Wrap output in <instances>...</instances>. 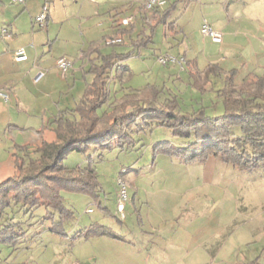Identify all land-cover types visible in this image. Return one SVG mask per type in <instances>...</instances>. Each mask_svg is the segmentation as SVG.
I'll list each match as a JSON object with an SVG mask.
<instances>
[{"label":"rangeland","instance_id":"374dc122","mask_svg":"<svg viewBox=\"0 0 264 264\" xmlns=\"http://www.w3.org/2000/svg\"><path fill=\"white\" fill-rule=\"evenodd\" d=\"M168 1L169 4L175 3L170 17V20L176 19L175 28H172L175 31L169 32V21L167 26L165 23L156 26L153 40L142 48L141 54L123 61L131 66L133 74L126 81L114 75L112 94L116 93L115 86L119 89L122 85L141 86L153 81L159 68L158 53L178 55L182 51L187 57L196 56L199 67H204L209 62H218L226 69H237L239 81L264 73V0ZM17 6L19 5L11 0H0V29L17 18L13 12ZM35 7L32 4L26 9L29 17ZM42 9L43 5L31 17L34 29L40 28L34 20ZM205 18L211 20L213 27L216 21L229 23L228 29L233 31L232 37L229 35L232 40L228 43L215 42L205 36L201 31ZM104 40L102 44L105 45ZM54 45L56 48L62 46L58 42ZM106 45L103 47L104 51L110 48ZM118 47L121 50L126 48L123 45ZM12 70L17 71L16 75L11 72L12 82H28L29 79H22L23 73L17 68L12 67ZM182 72L181 79L186 74L185 71ZM0 74L5 76L1 68ZM6 75L9 76V72ZM177 75L162 79L161 86L166 90L167 87H173L180 92L181 79L173 80ZM20 86L25 90V85ZM30 89L32 88L27 90ZM105 89L106 86L103 87ZM32 91L33 93L28 92L26 101L28 113L33 112L31 95L37 94L34 89ZM0 92L8 90L0 88ZM51 95L55 97V93ZM177 95L181 108L186 110H193L194 107L211 101L206 93L200 101L188 97L183 91L182 94L177 92ZM10 103L17 104L13 98L6 101L0 94V180L14 172L12 151L15 150L16 141L22 139V135H15L12 129L6 131L3 126L4 119L10 113L4 104ZM39 106H36V110H39ZM48 115L49 112L46 111L44 125L41 127L45 137L53 139L55 135L49 128L52 124L49 123ZM30 127H26L29 132ZM135 137L137 140L124 149L117 145L107 149L92 145L87 153L71 151L64 158V165L77 167L91 164L99 182V200L90 195L64 191L66 204L74 211V215L65 222L67 234L64 235L49 230L46 222H35L37 216L44 211L43 207L38 208L33 217H25L21 213L18 217L26 219L27 233L16 245L0 244V264H99L98 252L93 251L96 246L88 239L95 235L81 240L75 238L76 230H82L91 221L112 228L116 234L132 235L127 230H145L144 221L148 219L157 222L155 225L159 226H156V231H177L182 234L201 232L206 237L215 234L210 249L220 253L219 257L203 255L194 261L191 254L185 255L184 250H180L173 259L181 256V264H227L226 261L234 259H240V264H264V165L246 170L223 160L215 153H207L193 160L154 154L155 147L166 141L176 146H189L196 141L193 136H174L165 125H151L136 133ZM119 178L127 183L129 193V198L125 201V213L128 216L123 220L115 206V201L119 199V191L115 198L120 186ZM101 201L108 204L107 210L100 204ZM90 208L91 211L88 210Z\"/></svg>","mask_w":264,"mask_h":264},{"label":"trees","instance_id":"16d2710c","mask_svg":"<svg viewBox=\"0 0 264 264\" xmlns=\"http://www.w3.org/2000/svg\"><path fill=\"white\" fill-rule=\"evenodd\" d=\"M171 7L150 9L156 21L147 26L148 32L144 29L134 36L133 20L112 35L121 36V43L105 44L110 46L108 51L95 48L98 53L90 66L93 81L75 106L61 110L51 120L53 139L41 137L34 144L14 145V172L0 180V244L16 245L28 230L26 219L18 216L23 213L33 217L41 207L44 211L35 222L49 221L53 232L67 234L65 222L74 211L66 204L63 192L73 191L99 200L100 191L91 164L67 167L64 158L74 150L87 153L92 145L99 149L116 145L124 149L137 140L136 133L154 124L168 126L176 137L196 138L189 146L166 141L155 147L154 154L193 160L215 153L246 170L264 165V73L239 81L237 69L226 70L213 62L203 69H190L196 88L203 93L215 90L217 101L222 103L220 113L208 112L205 105L183 109L177 93H167L164 86L155 83L142 87L124 85L115 94L107 88L103 90L106 79L114 75L121 78L122 72L128 71L127 65L120 62L141 54V49L153 40L156 26L167 19ZM118 45L126 49L118 50ZM188 63L186 60L183 68ZM91 235L121 237L105 225L94 223L77 231L75 238Z\"/></svg>","mask_w":264,"mask_h":264},{"label":"crops","instance_id":"0c3cea01","mask_svg":"<svg viewBox=\"0 0 264 264\" xmlns=\"http://www.w3.org/2000/svg\"><path fill=\"white\" fill-rule=\"evenodd\" d=\"M45 1L50 2L48 18L43 26L34 29L32 28L33 22L31 21V17L40 10V7ZM144 1L25 0L24 2H19L11 0L12 3L19 6L13 9L17 18L11 21L10 24L2 26L0 29V39H3L0 40V68L5 73V76L0 74V88L8 90V97L3 96L6 101L13 98L17 102L15 105L12 103L10 105L4 104L10 113L6 120L4 119L3 123L6 131L12 129L15 131V135H22L21 141H16V143H34L40 140L41 137H45V133L42 131L43 127L41 126L44 125L43 120L46 116V111L49 112V117L47 118H49V123H51L54 116L61 110L76 105L83 96L87 85L93 81L94 74L90 71V66L91 60L98 53L95 48L101 47L103 50L104 44L102 42L105 38L115 35L119 29L129 25L121 23V18L133 16L130 23L135 20L134 36L144 29L146 30L148 25L156 21L152 15V10H147L144 7ZM32 4L36 7L33 13H30L31 17H29L26 9ZM171 5L175 6V3L169 4L168 1L160 9H166L171 7ZM170 17L171 11L168 13L167 19L160 21L158 25L165 23V26H167L168 21L169 23L176 21V19L170 20ZM228 18L230 19V17ZM169 23L167 27L169 28V32L171 31L173 33L175 29L172 30V28H175V25ZM228 25L229 23L214 22V27L223 32L222 42L225 41L226 43L232 40L230 37H232L233 32L229 31ZM179 27L181 28V26ZM57 42L61 43L62 46L56 48L54 44ZM174 43H171V45ZM176 43L178 42L176 41ZM21 46L25 48L27 58L17 60L15 58V50ZM83 46L85 48H82ZM116 48L121 50L118 46ZM158 54L160 55L162 53ZM178 55H185L189 61L186 67L183 68L176 63L162 64L157 60L159 68L153 77L155 81H148L146 84L155 83L161 85L162 79H169L173 75L178 74V77L173 78L176 81L181 79L180 74L183 73L182 71H185L186 76L184 75L181 79L180 92L173 87H167V91L181 94L183 91V94L186 93L188 97H193L196 101H200L206 93L211 100L205 105L208 106V112L220 113L222 111V103L217 101L218 98L216 97L215 90L212 88L203 93L193 85L190 78V69H203L207 64L212 62L207 63L204 67H199L196 56L187 57L182 51H179ZM61 56H68L74 61V66L70 70L62 71L57 67L56 61ZM124 60L120 63L127 65L128 71L122 72V81L128 80L133 74V69L129 64L124 63ZM217 64L224 68L220 63L217 62ZM12 67L21 71L23 73L22 79H29L27 80L28 82L23 84L17 81L12 82L13 77L11 76V72H14L15 75L17 74V71H13ZM6 72H9V76L6 75ZM129 72L130 75H128ZM114 79V77H111L105 80V86L111 94ZM28 83L31 85L29 86ZM20 85H25V90ZM142 86L144 85L133 87ZM29 88L37 91V94L31 95L33 99L31 101V105L33 106L31 108L32 113H28L29 106L26 104L29 96L28 92L33 93L32 89L27 90ZM114 89V91H117V86ZM52 93H55V97L51 95ZM215 101H217L216 105ZM37 105H40L39 110H36ZM48 107H50L49 110ZM22 111L26 115L22 114ZM51 124V126L54 125L53 123ZM29 125L31 126V132L26 129ZM51 126H49L50 129ZM25 131L31 133V135ZM118 191L119 188L116 190L115 198L118 197ZM117 203L118 201H115L116 208ZM100 204L103 205L105 210L108 209L106 202L103 203L101 201ZM126 208L127 205L125 204V212ZM88 210L91 211L92 208ZM105 213L106 211H104ZM127 216L126 213V216L124 218L120 217V219H127ZM44 222L48 223V227L47 225L46 227L51 230L49 221ZM89 222L88 225L86 223L82 228L84 229L94 224V222ZM144 222L146 223L145 230H137L138 232L127 230V233H131L132 235L117 232L121 237L95 235L88 238L96 246V249H93V251L98 252L99 264H181L183 260L181 256H176L173 259L174 255H177L180 250H184L185 255L191 254L194 261H197L196 258L203 255L212 256V258L220 256V253H216L213 249H210V244L216 237L215 234L206 237L201 232L182 234L177 231H156L155 228L159 226L155 225L157 222H153L151 219L145 220ZM83 239L81 238V240ZM240 262V259H234L231 262L226 261L227 264H240Z\"/></svg>","mask_w":264,"mask_h":264},{"label":"built area","instance_id":"2783aa9c","mask_svg":"<svg viewBox=\"0 0 264 264\" xmlns=\"http://www.w3.org/2000/svg\"><path fill=\"white\" fill-rule=\"evenodd\" d=\"M15 1V0H14ZM19 2H24L25 0H16ZM168 0H145L144 1V7L147 10H150L154 7H161L166 5ZM50 9V6L48 3L43 4V9L42 11L35 17V22L38 23L40 26H43L48 18V10ZM133 16H126L121 18V23L123 24H128ZM201 31L205 36L210 37L213 41L215 42H221L223 40V32L214 28L212 25V22L209 18H205L202 22L201 25ZM123 41L121 36H112V37H107L104 42L107 45L115 44V43H121ZM15 58L17 60H24L27 58V53L26 50L23 46L18 47L15 50ZM158 61L162 64H168V63H176L179 64L181 67L186 62V57L185 55H175L171 53H165V54H160L157 57ZM57 67L62 70V71H68L74 66V61L69 58L68 56H61L57 59L56 61ZM1 95L4 97H8L7 92H0ZM119 199L117 203V209L118 213L121 218H124L126 216L125 213V201L129 198V193L127 191V183L122 179L119 178Z\"/></svg>","mask_w":264,"mask_h":264}]
</instances>
